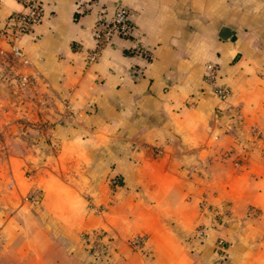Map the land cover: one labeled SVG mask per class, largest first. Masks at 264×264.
Here are the masks:
<instances>
[{"label":"crops","instance_id":"1","mask_svg":"<svg viewBox=\"0 0 264 264\" xmlns=\"http://www.w3.org/2000/svg\"><path fill=\"white\" fill-rule=\"evenodd\" d=\"M41 3L16 40L28 64L0 37V264H87L81 236L95 231L99 264H264V0H99L83 15L76 0ZM119 6L134 35L88 63L97 11ZM24 11L0 0V26Z\"/></svg>","mask_w":264,"mask_h":264},{"label":"built area","instance_id":"2","mask_svg":"<svg viewBox=\"0 0 264 264\" xmlns=\"http://www.w3.org/2000/svg\"><path fill=\"white\" fill-rule=\"evenodd\" d=\"M18 2L24 6L25 11L13 13L6 19L3 25L0 26V37H4L8 40L13 58L20 60L23 64H28L29 61L16 40L23 32L29 30L42 18L43 9L41 0H18ZM98 7L99 0H76L75 13L77 15H83ZM129 15V10L124 6L115 8L111 14H107L103 8L97 11L92 28L94 44L86 53V60L88 63L97 62L101 57L103 48L110 43L114 37L130 39L134 35L136 28L135 24L130 21ZM129 52L132 55L140 56L146 61H149L150 59V52L138 43H133ZM218 76V63H205L203 80L209 85L213 95L221 101H225L229 97L230 91L227 86L218 83ZM18 80L20 84L24 86L28 83V76L19 74ZM108 183L112 189L122 186V180L116 174L108 178ZM95 211L100 213L102 212V209L97 208ZM213 216L217 226H221L224 223V219L219 212L213 211ZM195 236L200 240H204L207 237L206 227H198L195 230ZM103 238L104 234L102 232H93L91 236H87V241L93 243L89 244L90 249H92L93 252V249L98 251L100 245L105 244ZM135 240L138 242V238ZM214 253L220 263L225 261L227 244L222 237L217 239L214 246Z\"/></svg>","mask_w":264,"mask_h":264},{"label":"rangeland","instance_id":"3","mask_svg":"<svg viewBox=\"0 0 264 264\" xmlns=\"http://www.w3.org/2000/svg\"><path fill=\"white\" fill-rule=\"evenodd\" d=\"M13 79H14V84H15L17 87H19V88L25 87V86L29 83V80H28V83H27L26 85L22 86V85L20 84L19 80H18V76H17V77L15 76ZM216 226H217V225H216ZM198 227H200V226H197V227L195 228V230H196ZM95 232L99 233L100 231H95ZM81 238H82V242H83V256H82V257L85 259L86 263H87V264H99V263H100V258L96 257V255H95V253H96L97 250L93 249V250H94V252H93V251L90 249V245H89V244H93V243H89V242L87 241V236H81ZM218 238H219V236L216 237V239H215V241H214V246H215L216 241H217ZM220 238H221V237H220ZM213 250H214V249H213ZM60 258H61V257H60ZM185 258H186V257L184 256V259H185ZM65 262H66L65 264H80V263L83 264L82 260L79 261L78 259L66 260ZM62 263H63V262H62Z\"/></svg>","mask_w":264,"mask_h":264},{"label":"water","instance_id":"4","mask_svg":"<svg viewBox=\"0 0 264 264\" xmlns=\"http://www.w3.org/2000/svg\"><path fill=\"white\" fill-rule=\"evenodd\" d=\"M230 34H231V30H229L226 27H223L222 30H221V32H220L219 38L221 40H227L229 38V35Z\"/></svg>","mask_w":264,"mask_h":264},{"label":"trees","instance_id":"5","mask_svg":"<svg viewBox=\"0 0 264 264\" xmlns=\"http://www.w3.org/2000/svg\"><path fill=\"white\" fill-rule=\"evenodd\" d=\"M105 253H106V245L105 244H101L100 248L95 253V255H96V257L100 258V260H101L104 257V255H106Z\"/></svg>","mask_w":264,"mask_h":264}]
</instances>
